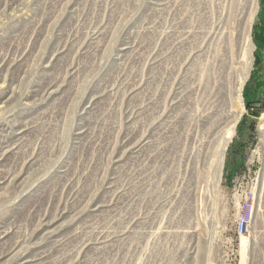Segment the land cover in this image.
<instances>
[{
	"label": "rangeland",
	"instance_id": "rangeland-1",
	"mask_svg": "<svg viewBox=\"0 0 264 264\" xmlns=\"http://www.w3.org/2000/svg\"><path fill=\"white\" fill-rule=\"evenodd\" d=\"M0 102V264H264V0H0Z\"/></svg>",
	"mask_w": 264,
	"mask_h": 264
},
{
	"label": "bare ground",
	"instance_id": "bare-ground-1",
	"mask_svg": "<svg viewBox=\"0 0 264 264\" xmlns=\"http://www.w3.org/2000/svg\"><path fill=\"white\" fill-rule=\"evenodd\" d=\"M2 96V95H1ZM239 96V95H238ZM1 103V102H0ZM234 130V124L232 125V127H231V132ZM22 132L23 131H20V132H15V134H18V135H20V134H22ZM16 138H18V137H16ZM12 141V140H11ZM8 142V141H7ZM14 143V142H13ZM13 143H5L4 145H3V147H2V152L0 153V156H3L4 154H9V153H11V152H13V149H14V147H13ZM224 149V148H223ZM223 149H222V153L224 152L223 151ZM221 152V151H220ZM222 153H221V155H222ZM31 155V154H30ZM222 157H223V155L222 156H220V159L219 160H221L222 159ZM219 167V176H220V170H221V161H220V163H219V165H218ZM218 171V170H217ZM218 173V172H217ZM6 176V175H5ZM218 176V175H217ZM218 176V177H219ZM13 177L16 179L17 177H18V175H15V176H12L11 177V180L10 181H12V179H13ZM7 179L6 178H1L0 179V184H4L5 183V181H6ZM252 214H253V210H252V212H251ZM50 222V220H47V221H45L44 222V226L45 225H48V223ZM9 239V232L7 231V229H6V227H4L2 224H0V241H2V243H3V246H5L6 245V243H7V240ZM18 241V240H17ZM16 244V243H15ZM14 249V248H13ZM12 249H9V248H7L6 249V251H4V252H2V251H0V259H2L3 258V256L4 255H8L9 253H10V251H11ZM17 250V249H16ZM16 254H17V251L14 253V255H13V257L14 256H16ZM20 263L19 264H33V261H34V258H29V257H26V256H23V257H21L20 258Z\"/></svg>",
	"mask_w": 264,
	"mask_h": 264
},
{
	"label": "built area",
	"instance_id": "built-area-1",
	"mask_svg": "<svg viewBox=\"0 0 264 264\" xmlns=\"http://www.w3.org/2000/svg\"><path fill=\"white\" fill-rule=\"evenodd\" d=\"M248 200V199H246ZM252 202L250 203L249 200L243 206V211L240 217H238L236 221V231L238 234H245L247 232V227L249 226L251 212H252Z\"/></svg>",
	"mask_w": 264,
	"mask_h": 264
}]
</instances>
